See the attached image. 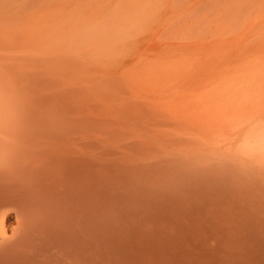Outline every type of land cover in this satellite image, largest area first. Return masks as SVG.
<instances>
[{
	"label": "bare ground",
	"instance_id": "1",
	"mask_svg": "<svg viewBox=\"0 0 264 264\" xmlns=\"http://www.w3.org/2000/svg\"><path fill=\"white\" fill-rule=\"evenodd\" d=\"M9 6L0 264H264V94L92 48L45 59Z\"/></svg>",
	"mask_w": 264,
	"mask_h": 264
},
{
	"label": "rangeland",
	"instance_id": "2",
	"mask_svg": "<svg viewBox=\"0 0 264 264\" xmlns=\"http://www.w3.org/2000/svg\"><path fill=\"white\" fill-rule=\"evenodd\" d=\"M9 5L12 27L22 25L29 41L39 38L45 59L88 56L92 48V58L160 62L167 73L227 75L240 80L241 89L264 94V0H9ZM83 38L86 45L79 42Z\"/></svg>",
	"mask_w": 264,
	"mask_h": 264
}]
</instances>
